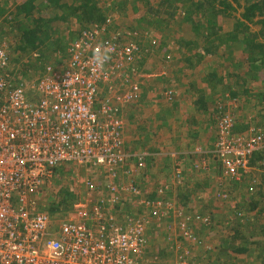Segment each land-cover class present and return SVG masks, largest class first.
Returning a JSON list of instances; mask_svg holds the SVG:
<instances>
[{"label":"rangeland","instance_id":"rangeland-1","mask_svg":"<svg viewBox=\"0 0 264 264\" xmlns=\"http://www.w3.org/2000/svg\"><path fill=\"white\" fill-rule=\"evenodd\" d=\"M48 1L38 0L50 9ZM66 1L72 4L77 0ZM23 2L0 0V43L6 42L10 63L19 80L31 83L43 75L47 65L64 66L66 50L73 37L76 39L82 29L92 24L88 25L82 16L57 22L53 25L57 29L56 35L51 40L56 43L40 51L28 52L23 57L18 49L21 37L16 33L22 32L26 24L16 29L13 24V13ZM232 3L234 9H228L218 18L220 39L207 44L199 37L195 39L197 45L191 46L189 37H197V34L192 30V24L184 21L185 12L177 2L101 0L102 13L114 18L116 30L129 34L138 32V40L143 43L142 58L135 64L137 72L133 75L135 79L138 74L142 84V100L128 106L123 113L124 151L131 157L127 166L115 172L94 163L60 167L37 195L40 210L50 212L60 220L78 202L93 207L103 199L105 212L116 217L118 223L129 224L146 216L150 225L144 264H178L177 258L182 254L189 264H264V197L257 192L263 189L260 186L264 185V166L256 162L241 182L233 183L222 178L218 160L212 154H194L197 149L205 152L214 149L216 116L221 110L236 115L240 121L239 131H243L250 121L264 125V69L247 73L248 56L240 47L239 39L229 43L238 20L246 22L252 33L262 34L264 26L255 23L259 20L257 17L252 22L243 17L244 1L239 5ZM169 4L173 6L169 8ZM174 5L177 6L175 9ZM216 5L220 7L218 2ZM41 13L50 16L47 9ZM198 22L200 18L197 17L194 24ZM261 40L264 42V38ZM60 46L66 50L62 51ZM58 51H62L61 55ZM166 90L174 91L171 100L164 97ZM132 109L136 110V116L129 118ZM129 130L134 139L131 143L128 141L127 146ZM141 150H149L152 158L161 162L162 175L153 177V168L150 176L147 168L139 170L135 158L143 154ZM194 155L197 161L207 159L212 168L210 173L195 169ZM177 168L184 172L185 183H181L182 188L179 185L170 190L172 197H176L174 201L183 206V198L190 197L188 203L195 208V211L187 212L191 221L198 214H210L212 224L210 221L209 228L195 223L189 234L180 228L183 219L171 211L165 215L155 214L154 209L143 205V200L148 197L155 200L152 193L175 181ZM255 184L258 188L251 194L248 188ZM133 186L136 187L134 190ZM110 194L113 195L111 198L122 196L124 200L116 204ZM254 204L257 209H252ZM232 242L245 247L246 251L220 253L221 245Z\"/></svg>","mask_w":264,"mask_h":264},{"label":"built area","instance_id":"built-area-1","mask_svg":"<svg viewBox=\"0 0 264 264\" xmlns=\"http://www.w3.org/2000/svg\"><path fill=\"white\" fill-rule=\"evenodd\" d=\"M114 21L109 16L103 25L82 29L66 50L64 66L47 65L31 83L19 80L6 42L0 43V264H144L150 225L146 216L118 223L105 212L102 199L93 207L78 202L57 220L40 210L37 200L62 166L94 163L115 172L128 164L123 113L142 100V84L133 75L143 43L138 32L116 30ZM100 44L114 51L103 71L93 72L91 58ZM164 97L171 100L174 91L166 90ZM216 119L214 149L194 153L212 154L222 178L241 182L255 156L264 155V125L250 121L239 131L236 115L226 110ZM148 155L137 159L140 168ZM199 161L195 169L210 173L207 159ZM260 163L264 166V159ZM183 173L177 168L171 189L181 187ZM168 189L160 188L155 200L148 197L143 205L155 214L171 211L183 219L180 228L187 233L195 223L210 225L209 216L196 215L191 221L176 197L164 198ZM122 196L111 200L119 204ZM184 255L178 264H189Z\"/></svg>","mask_w":264,"mask_h":264},{"label":"trees","instance_id":"trees-1","mask_svg":"<svg viewBox=\"0 0 264 264\" xmlns=\"http://www.w3.org/2000/svg\"><path fill=\"white\" fill-rule=\"evenodd\" d=\"M177 2L178 5H182V9L185 12L184 18L185 22H189L191 26H193L192 30L197 34V37H192L190 34V40H188L189 45L195 46L198 43L197 40L199 37L202 38V41L210 43H215V39L219 40L218 37L219 30L221 28L220 22L218 18L226 13L228 9H234L232 7V2L239 5L241 1L246 3L245 12L243 17L248 21H253L254 18H259L256 24H262L264 26V0H173ZM49 7L45 2H38V0H24L22 4L17 6L13 23L15 29L17 27L23 26L22 32L18 30L17 37H21V40L18 42L20 45L18 49L26 56L28 52H36L41 49L48 48L52 44H55L56 41L51 42L52 38L56 35V28H54V24L57 22H66L77 16H82L87 24L95 25H103L107 21L109 16H105L102 13V6L100 5L101 0H77L72 4H69L66 0H49ZM216 2L220 5L218 7ZM176 4V5H177ZM171 8L173 4H169ZM177 6L174 5V9ZM49 10L50 16L45 17L41 12L44 10ZM200 18V22L194 24L195 19ZM228 17H224L226 19ZM235 24L234 33L232 34L233 40H230V44L234 43L239 39V45L243 49L244 54L248 56V64L249 70L247 73L253 72L254 70L259 71L264 69V42L261 38H264V32L260 33H252L250 32V26L241 20H238ZM116 24V21H114ZM97 25V26H98ZM25 29V31H24ZM72 34V33H70ZM63 35V34H62ZM23 39V40H22ZM75 38L73 37V40ZM179 39V38H178ZM70 40V39H69ZM68 40V41H69ZM72 40V41H73ZM180 41V39H179ZM45 47V48H44ZM66 47H61L62 51H65ZM57 51V49L55 50ZM62 51H58V54L61 55ZM57 54V55H58ZM46 57L47 53H43ZM57 59L55 61L58 60ZM64 57V56H63ZM60 57L59 59L63 58ZM142 62V60H141ZM140 62V63H141ZM200 102V100H199ZM207 104V102H205ZM264 159L263 154H257L255 159L252 161V166L257 162H261ZM194 160V159H193ZM261 164V163H260ZM250 173V172H249ZM248 173V174H249ZM248 174L242 176V180ZM185 183V179L182 180ZM232 182H238L232 180ZM173 186L171 183L170 185ZM254 188V192L250 191V188ZM263 188L262 190H257V192L263 195L264 193V185L260 186ZM182 188V186H181ZM256 188L258 185L250 186L248 192L254 194L256 192ZM264 197V196H263ZM155 198V197H154ZM184 199L183 206L189 205L190 197ZM180 204H178L179 206ZM256 205V206H255ZM252 209H257V204H254ZM52 209V208H51ZM52 210H55L53 208ZM261 209H259L260 211ZM55 212V211H54ZM208 215V214H207ZM212 224V215H208ZM171 219V218H170ZM169 219V220H170ZM210 224V226H211ZM209 226V227H210ZM206 227V228H209ZM238 248V249H237ZM246 251L245 247H240L236 245V242H232L231 244H223L221 245L220 253L234 252V253H244Z\"/></svg>","mask_w":264,"mask_h":264},{"label":"crops","instance_id":"crops-1","mask_svg":"<svg viewBox=\"0 0 264 264\" xmlns=\"http://www.w3.org/2000/svg\"><path fill=\"white\" fill-rule=\"evenodd\" d=\"M139 103V102H138ZM141 110V109H140ZM129 111H131L130 113H129V118H133V117H135L136 116V110L134 111L133 109L132 110H129ZM130 121V120H129ZM248 124H249V122H248ZM247 124V125H248ZM246 124H245V126H247ZM128 129H130V127L128 128ZM127 133H128V135L129 136H126V141H127V146H128V141H129V143H131V142H133L132 140L134 139L132 136H131V131L129 130V131H127ZM132 146V145H131ZM212 149H213V147H212ZM212 149H208L209 151H211ZM142 151V150H141ZM206 151V150H205ZM142 153H147V154H149L148 155V157H147V159H146V162H145V167H143V168H141V169H139L138 167H135V168H138L139 170H144L145 168H147L148 170H147V173L149 174V176H150V169H152L151 170V174H152V176L154 177L155 175L156 176H160V175H162V173H163V169H162V164H161V162H159L158 161V159H155V158H152V156H151V154H150V152H149V150H143L142 151ZM195 154V153H194ZM194 164H195V155H194ZM135 160L137 161V158H135ZM154 163H155V165H154ZM154 165V166H153ZM131 166V165H130ZM147 166V167H146ZM160 167V168H159ZM160 171V172H159ZM139 172V171H138ZM250 172H251V170H250ZM145 175H147L146 173H144ZM225 180V179H224ZM164 181V180H163ZM223 181V180H222ZM233 183H235V182H233ZM171 184V183H170ZM170 184H168V185H170ZM158 189V188H157ZM171 190V188L170 189H168L167 190V192L165 193V195H164V198H166V199H171L172 200V192L170 191ZM156 194V196H154ZM151 195H153V197H157V190L154 192V193H152ZM152 197V198H153ZM188 210L190 211V212H192V211H195V208L194 207H192V205H189V207H188ZM198 215H206V216H208V215H210V214H198ZM172 220V219H171ZM197 226H201V227H209V226H206V225H203V224H201V223H198V224H196Z\"/></svg>","mask_w":264,"mask_h":264},{"label":"clouds","instance_id":"clouds-1","mask_svg":"<svg viewBox=\"0 0 264 264\" xmlns=\"http://www.w3.org/2000/svg\"><path fill=\"white\" fill-rule=\"evenodd\" d=\"M113 51H114V48L111 47L110 45H106V44L97 45V47L95 48L94 54L91 58V63L93 64L92 71L93 72L103 71L105 64L108 61H110L111 54ZM174 96H175V93H174ZM195 161L197 162V160ZM186 210L189 211L188 208H186ZM203 216H206V215H203Z\"/></svg>","mask_w":264,"mask_h":264}]
</instances>
